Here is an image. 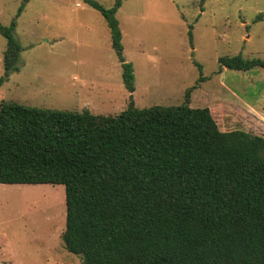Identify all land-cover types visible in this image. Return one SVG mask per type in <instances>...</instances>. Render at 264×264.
I'll list each match as a JSON object with an SVG mask.
<instances>
[{
  "label": "trees",
  "instance_id": "trees-1",
  "mask_svg": "<svg viewBox=\"0 0 264 264\" xmlns=\"http://www.w3.org/2000/svg\"><path fill=\"white\" fill-rule=\"evenodd\" d=\"M83 1L103 17L131 94L115 17L125 0L110 9ZM14 27L0 24V85L18 70ZM218 63L264 68V60L240 55ZM188 97L175 107L130 102L114 116L2 101L0 184L63 186L61 239L83 264H264V138L221 132L209 109L190 108Z\"/></svg>",
  "mask_w": 264,
  "mask_h": 264
},
{
  "label": "rangeland",
  "instance_id": "rangeland-1",
  "mask_svg": "<svg viewBox=\"0 0 264 264\" xmlns=\"http://www.w3.org/2000/svg\"><path fill=\"white\" fill-rule=\"evenodd\" d=\"M93 1L105 9L115 2ZM115 17L131 94L97 10L83 0H0V24L15 21L20 46L0 103L114 116L130 102L179 106L189 91L187 105L208 108L221 132L264 138V68L218 63L237 55L264 60V0H125ZM4 48L0 35V77ZM64 229L63 186L0 184V264H83L65 250Z\"/></svg>",
  "mask_w": 264,
  "mask_h": 264
}]
</instances>
